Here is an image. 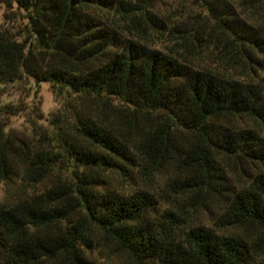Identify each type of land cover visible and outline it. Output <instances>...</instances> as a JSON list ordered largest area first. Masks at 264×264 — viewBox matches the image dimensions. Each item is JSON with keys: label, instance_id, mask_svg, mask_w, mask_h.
I'll list each match as a JSON object with an SVG mask.
<instances>
[{"label": "trees", "instance_id": "trees-1", "mask_svg": "<svg viewBox=\"0 0 264 264\" xmlns=\"http://www.w3.org/2000/svg\"><path fill=\"white\" fill-rule=\"evenodd\" d=\"M0 1L26 20L0 27V85L48 83L59 102L36 114L51 148L12 137L19 108L0 105V183L22 184L0 201V264H100L104 247L122 264H264V0H192L196 19L162 20L168 50L149 43L164 0ZM170 168L168 196L214 203L217 229L162 207Z\"/></svg>", "mask_w": 264, "mask_h": 264}, {"label": "rangeland", "instance_id": "rangeland-1", "mask_svg": "<svg viewBox=\"0 0 264 264\" xmlns=\"http://www.w3.org/2000/svg\"><path fill=\"white\" fill-rule=\"evenodd\" d=\"M199 8L196 7L194 1L187 0H164L158 5V17L161 21H155L154 34L149 37V43L154 47L168 50L174 47L168 33H164L162 37V20L166 23L181 22L183 20L196 19ZM190 22V21H189ZM26 20L19 15L15 7L8 8L0 1V27H6L14 35H20ZM197 62V61H195ZM198 65L221 69L224 64L220 63L213 55L204 51L198 59ZM240 77L243 76L241 71H237ZM258 73L264 76V67L259 68ZM12 104L19 108L16 115L8 116L6 120L7 129L12 137L17 140L34 142L39 146L51 148L53 141L48 136L42 135L49 132L51 128L45 119H38L36 116L38 111H41L44 118L54 111L59 102L54 95V92L48 83L35 85L32 80H25L19 84L10 83L9 85H0V105ZM41 126V127H39ZM50 135V134H49ZM173 170L168 169L162 172V207L169 208L175 211L179 219H185L187 224L198 225L204 224L208 227L217 229L216 217L219 209L212 202H207L205 205L198 204L184 197L171 199L168 195H177L178 186H165L167 179L173 175ZM111 188L113 187L120 192H130L139 187L147 188L148 183L137 181L135 179H120L112 177L110 180ZM150 189V188H149ZM22 193V184L20 182H1L0 183V201H13ZM186 210L189 211L187 215ZM93 260H101L100 264H122L126 262L127 257L124 254L112 255V252L107 247L102 251L95 250L92 252Z\"/></svg>", "mask_w": 264, "mask_h": 264}]
</instances>
